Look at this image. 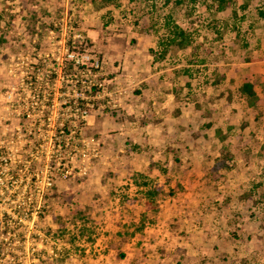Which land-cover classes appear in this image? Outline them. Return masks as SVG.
<instances>
[{
  "label": "rangeland",
  "instance_id": "374dc122",
  "mask_svg": "<svg viewBox=\"0 0 264 264\" xmlns=\"http://www.w3.org/2000/svg\"><path fill=\"white\" fill-rule=\"evenodd\" d=\"M263 3L0 0V264H264Z\"/></svg>",
  "mask_w": 264,
  "mask_h": 264
},
{
  "label": "trees",
  "instance_id": "16d2710c",
  "mask_svg": "<svg viewBox=\"0 0 264 264\" xmlns=\"http://www.w3.org/2000/svg\"><path fill=\"white\" fill-rule=\"evenodd\" d=\"M87 2H94L95 0H85ZM264 5V3H263ZM225 7H228L227 5ZM258 16L260 19L264 22V6L261 7V9L258 12ZM97 92L96 87L90 88V96L93 97V95ZM240 93L243 95L244 98H246L250 104H255L257 102H260L259 94L254 89L253 85L250 82H243V84L240 86ZM249 104V105H250ZM63 145V144H62ZM156 194V192H154Z\"/></svg>",
  "mask_w": 264,
  "mask_h": 264
},
{
  "label": "built area",
  "instance_id": "2783aa9c",
  "mask_svg": "<svg viewBox=\"0 0 264 264\" xmlns=\"http://www.w3.org/2000/svg\"><path fill=\"white\" fill-rule=\"evenodd\" d=\"M65 54L67 55L68 58L74 60V55L71 54V53H69L67 50L65 51ZM74 61L77 63V59H75ZM77 111H78V113H79V109H75V112H76V113H77ZM79 114H80V113H79ZM66 131H68V130H67V128L65 127V128H64V133H66ZM59 132H60V131H59ZM59 132H58V133H59ZM63 138H64V137H63ZM61 146H64V145H58V144L55 145L56 149L59 148V147H61ZM25 161H26V160H25ZM50 169H51V167H50Z\"/></svg>",
  "mask_w": 264,
  "mask_h": 264
}]
</instances>
